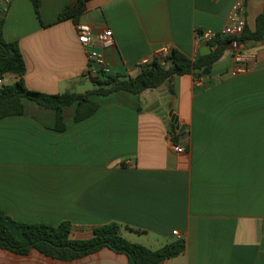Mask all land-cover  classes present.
<instances>
[{
	"label": "crops",
	"instance_id": "0c3cea01",
	"mask_svg": "<svg viewBox=\"0 0 264 264\" xmlns=\"http://www.w3.org/2000/svg\"><path fill=\"white\" fill-rule=\"evenodd\" d=\"M238 1L38 0L39 12L33 0L0 6L4 37L19 44L26 63V87L61 95L81 93L93 67L76 24L111 30L109 74L134 78L163 47L197 60V33H220ZM242 1L252 32L264 0ZM80 2L77 20H58ZM244 45L246 73H233L228 47L209 76L176 78L173 97L166 89L92 96L99 109L82 122L74 121L76 104L66 108L64 132L55 129L54 110L23 99V115L0 119V211L31 226L69 222L76 240L117 223L122 237L151 250L179 240L178 232L185 252L162 264H264V42ZM5 78L8 85L21 79ZM172 138L184 153L171 150ZM0 264L128 259L107 248L70 262L0 249Z\"/></svg>",
	"mask_w": 264,
	"mask_h": 264
},
{
	"label": "trees",
	"instance_id": "16d2710c",
	"mask_svg": "<svg viewBox=\"0 0 264 264\" xmlns=\"http://www.w3.org/2000/svg\"><path fill=\"white\" fill-rule=\"evenodd\" d=\"M33 2L39 12L38 0ZM80 12L81 2L73 9H66L58 20L60 22L70 18L77 20ZM5 17L6 9L0 6V78L13 75L21 79L15 85H8L0 93V119L23 115L25 113L23 99H28L56 112L57 132L66 130L65 109L74 104L77 105L75 122H82L96 114L99 104L91 99L92 96L107 97L120 91L141 95L146 90L159 89H166L172 97L175 96L176 78L191 75L195 81H200L209 76L231 42L230 38H222L218 35L210 43L213 51L208 55L199 56L197 60H191L179 51L171 50L165 65L153 59L151 63L141 67V72L134 78L104 72H99L97 75L88 74L89 80L94 85L92 90L83 94L68 91L61 95H48L26 87L22 79L26 72V63L19 44L8 42L4 37ZM239 40L243 44L264 42V7L257 17L256 30L251 32L246 26ZM175 129L176 127L172 124L174 133ZM72 229L69 222L59 227L21 224L0 211V249L16 255H28L32 250H36L53 260L70 262L107 248L116 254L124 255L128 259V264H162L164 261L182 255L186 249L185 241L179 239L158 250H151L140 243H134L122 237V226L117 223L96 228L93 230V236L86 240L72 239L70 237Z\"/></svg>",
	"mask_w": 264,
	"mask_h": 264
},
{
	"label": "built area",
	"instance_id": "2783aa9c",
	"mask_svg": "<svg viewBox=\"0 0 264 264\" xmlns=\"http://www.w3.org/2000/svg\"><path fill=\"white\" fill-rule=\"evenodd\" d=\"M2 2H8L9 0H0ZM214 1V0H213ZM245 4L242 0L236 2L233 6L229 17V25L223 29L220 33H197V42L199 45H203L204 42L209 44L216 39L219 35L222 38H230L231 42L229 47L232 49V60L234 63L233 73H246L249 70L248 60L244 55L245 45L239 40V37L243 35L246 30V22L244 20ZM76 30L78 34L79 43L83 48H88V60L93 67L88 70L89 75H97L99 72L109 74L110 68L106 59L105 52L110 51L116 47L115 37L111 30L103 28L101 30L94 29L90 24L78 23L76 24ZM171 49L163 47L158 51L157 59L159 63L165 65L167 57L170 55ZM151 63L150 60L144 59L139 63V67H143ZM8 86L5 77L0 78V93ZM179 134V129L176 130V134ZM170 148L173 152L181 154L185 152L182 146L173 142V138L170 141ZM174 236L180 239L178 232L174 233Z\"/></svg>",
	"mask_w": 264,
	"mask_h": 264
},
{
	"label": "water",
	"instance_id": "95a60500",
	"mask_svg": "<svg viewBox=\"0 0 264 264\" xmlns=\"http://www.w3.org/2000/svg\"><path fill=\"white\" fill-rule=\"evenodd\" d=\"M211 51L212 50H211L210 44L208 42H204L203 43V48H202V51H201V55L202 56L208 55V54H210ZM168 108H169V116H170L171 123L173 125H175L176 129H179L180 127H179L177 118H176V116H174L173 111L171 110V108H172V104L171 103H168ZM183 131H184V128H182L181 132H183Z\"/></svg>",
	"mask_w": 264,
	"mask_h": 264
},
{
	"label": "rangeland",
	"instance_id": "374dc122",
	"mask_svg": "<svg viewBox=\"0 0 264 264\" xmlns=\"http://www.w3.org/2000/svg\"><path fill=\"white\" fill-rule=\"evenodd\" d=\"M87 86L84 88V90H81V93H86L87 91L93 89L94 85L91 83V81L88 79L86 82Z\"/></svg>",
	"mask_w": 264,
	"mask_h": 264
}]
</instances>
